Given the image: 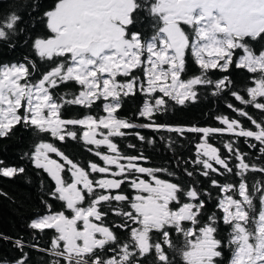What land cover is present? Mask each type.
I'll return each mask as SVG.
<instances>
[{
    "label": "snow or ice",
    "instance_id": "snow-or-ice-1",
    "mask_svg": "<svg viewBox=\"0 0 264 264\" xmlns=\"http://www.w3.org/2000/svg\"><path fill=\"white\" fill-rule=\"evenodd\" d=\"M142 14L151 35L137 28ZM24 15L48 30L30 51L49 68L29 55L0 63V138L17 126L30 131L35 142L20 158L54 185L41 180V209L26 233H0L17 254L0 264H223L226 249L227 264H264V0H55L47 8L43 0H11L0 13V42L9 48L32 39ZM189 54L199 67L191 76ZM232 65L247 70L251 86L236 87L227 74ZM137 96L132 116L121 117ZM205 100L235 115L217 109L219 127L171 119ZM97 102L101 112L93 114ZM77 106L84 114L65 118ZM189 134L197 140L191 158ZM216 135L224 151L209 142ZM49 136L82 141L102 163L73 160ZM158 151L172 155L159 166L142 163ZM25 172L0 159V177ZM0 197L8 193L0 189Z\"/></svg>",
    "mask_w": 264,
    "mask_h": 264
},
{
    "label": "trees",
    "instance_id": "trees-1",
    "mask_svg": "<svg viewBox=\"0 0 264 264\" xmlns=\"http://www.w3.org/2000/svg\"><path fill=\"white\" fill-rule=\"evenodd\" d=\"M16 3H23V0H15ZM11 0H0V13H3L5 9L10 7ZM45 8L54 6L55 0H43ZM141 20L143 23L137 25V28H142L145 30L147 35H151L150 21L147 18L146 14H142ZM21 26H27L31 38H35L44 31L43 35L48 34V30L45 28L44 24L36 23L32 25L31 20L28 15H24V19L21 22ZM136 30V29H134ZM27 33L24 36L20 37V40H25ZM254 47L259 48L260 45L255 44ZM28 47L23 44L17 45L14 49L9 48L6 44L0 42V63L3 62H13L22 59L25 54L28 53ZM30 53V52H29ZM31 55L33 53L31 52ZM187 76L192 74L199 73V67L196 65L190 54L187 59ZM135 71V70H134ZM136 75H141V72L136 71ZM219 70H212V75L214 77H219L224 75ZM230 78L235 82L236 87L243 89L248 86L250 74L245 69H238L235 65H232L227 73ZM187 76L184 78L186 79ZM251 86V85H250ZM73 84H69V88H75ZM199 87V86H197ZM64 88V87H63ZM65 91V90H64ZM141 99L140 96H137L135 99L128 100L124 104L122 110H120L119 115L121 117H130L135 112L138 105H140ZM219 109L220 113L235 115L231 113L223 103H217L215 106L211 104L210 101H203L198 104L186 106L184 111L178 112L175 115L170 117L173 120L182 121L184 123L194 124L198 126H218L220 123L214 119V116ZM249 112L258 115L254 108H249ZM101 112V106L97 102L96 106L92 109V113ZM209 113L212 115L210 116ZM76 115L84 114V109L81 107H72L65 112V115ZM67 118V117H65ZM247 123V121H245ZM145 135L151 136L152 133L150 130H141ZM47 141L53 142L57 147H61L63 152L67 155H70L74 158L85 159V157L90 156L85 149H83V142L72 141L68 139L65 142L56 140L49 137H45ZM34 138L30 131H24L21 127L17 126L15 129V134L11 138H0V159H2L6 165L10 166H24L26 172L24 174L18 175L15 178H3L0 177V189L8 193V197H0V233L15 237L21 233H26L25 223L33 216L36 211L41 209L39 194L41 192L40 182L43 180L49 186L54 185V182L51 181L50 177L42 169L37 170L34 165L27 159H21L20 157L24 152H30L31 146L34 143ZM195 134H189V142L185 143V149L189 158L194 154L195 144H196ZM241 147L244 148L243 138H240ZM162 148V146H161ZM254 151V150H253ZM172 154L169 152L165 154L163 151H158L152 156L151 162L161 165L166 163ZM174 166V161H173ZM39 172V175L37 174ZM67 175V174H66ZM31 180V183H27V180ZM203 181V186L208 187L209 181L201 177ZM182 183H188L187 177L181 178ZM216 192H213V197H215ZM54 210L58 208V203L55 200L50 201ZM215 207V199L212 203L207 204L206 212H210ZM224 226L221 228V232H224ZM220 232V231H219ZM51 235V232L48 233V236ZM174 238H175V234ZM47 236L45 240H47ZM176 242L181 243L180 238H176ZM16 251L13 249L9 242L0 241V258L12 259L16 256ZM231 253L227 249L223 254V264H227L228 259Z\"/></svg>",
    "mask_w": 264,
    "mask_h": 264
},
{
    "label": "flooded vegetation",
    "instance_id": "flooded-vegetation-1",
    "mask_svg": "<svg viewBox=\"0 0 264 264\" xmlns=\"http://www.w3.org/2000/svg\"><path fill=\"white\" fill-rule=\"evenodd\" d=\"M134 30V29H133ZM44 34V31H42V33H39V35L38 36H44L43 35ZM38 36H36V37H38ZM35 37V38H36ZM35 38H33V39H30V40H28V53L27 54H25V55H29L32 59H34L36 62H37V64L40 66V69L42 70V71H47L48 70V68H49V65L47 64V63H44V62H41L40 61V59L37 57V56H35V54L33 53V55H31V51H30V46H31V43H32V40H34ZM30 52V53H29ZM20 60H22V59H19L18 61H20ZM33 76H34V78H38V76H39V73H34L33 74ZM251 85V82H250V79H249V83H248V86H250ZM64 90H65V88H63V87H61V88H58L57 89V94H60V93H63L64 92ZM69 116H73V114L72 115H65V117H69ZM219 126H222V125H218V126H214V127H219ZM99 138V137H98ZM223 139H228V134H225V136L223 137ZM210 143H212L213 144V146H217V147H219V148H221V151H224L223 149H222V147H221V137H219V135H216V136H214V137H212V139L209 141ZM127 143V141H124V142H122L121 144H120V146H121V148H124V144H126ZM56 146V145H55ZM57 147V146H56ZM94 147V146H93ZM58 149H60V150H62L63 151V149L60 147H57ZM83 149H85L84 148V146L82 147ZM86 151V150H85ZM125 151H130V150H127V149H125ZM88 152V151H87ZM66 154V153H65ZM88 154L90 155V156H87V157H85V159H80V158H74V157H71L70 155H68L70 158H72L73 160H78L80 163H82V164H84L85 166H87V163H88V161H95V162H97V163H102V161H100L99 160V158H97L94 154H92V153H90V152H88ZM50 155V157L52 158V159H56V160H58V162H63L61 159H60V157H57L56 156V154H54V153H50L49 154ZM67 155V154H66ZM142 163H144L145 164V166H159L157 163H155L154 164V162H151V161H149V162H142ZM124 190L127 192L128 191V188H127V185H125L124 186ZM60 207H61V204H59L58 205V208H56V210H59L60 209ZM109 221H112V220H114V219H116L115 217H113V216H109ZM223 224L221 223L220 225H219V229H220V232H219V235L221 236V237H224L225 238V240H226V238H227V234H228V228L226 227V226H224V232H221V228H223ZM118 232H119V234H120V236L121 237H123V236H125L126 235V233L124 232V231H122V230H117ZM47 239V238H46Z\"/></svg>",
    "mask_w": 264,
    "mask_h": 264
}]
</instances>
